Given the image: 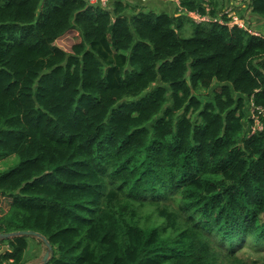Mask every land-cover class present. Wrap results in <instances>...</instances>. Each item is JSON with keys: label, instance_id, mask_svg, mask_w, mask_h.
Returning <instances> with one entry per match:
<instances>
[{"label": "trees", "instance_id": "obj_1", "mask_svg": "<svg viewBox=\"0 0 264 264\" xmlns=\"http://www.w3.org/2000/svg\"><path fill=\"white\" fill-rule=\"evenodd\" d=\"M150 1L0 0V160L20 159L0 172V234L40 233L45 264H264V131L245 126L264 31ZM245 7L264 21V0ZM32 240L44 256L37 235L0 238V264L29 263Z\"/></svg>", "mask_w": 264, "mask_h": 264}, {"label": "rangeland", "instance_id": "obj_2", "mask_svg": "<svg viewBox=\"0 0 264 264\" xmlns=\"http://www.w3.org/2000/svg\"><path fill=\"white\" fill-rule=\"evenodd\" d=\"M146 1H142V2L146 3ZM229 2H232L231 5L228 3L227 4L230 6H233L235 11L239 8L246 9V7H245L246 0H229ZM173 3L176 6L175 2H173ZM175 6L173 7L172 14H176V12H177V8ZM156 9H159V8H156ZM236 12H238V10ZM245 12L247 13L248 9H246ZM246 13H244V16L247 15ZM246 22L247 23L252 22L251 24L248 25V27L251 26L252 28L259 29L262 32L264 31V21L263 20L255 21L252 17L246 16ZM182 35H184L186 37L191 35V26L189 24L185 25V29L182 31ZM75 40H76V31L70 30L67 34L61 36L56 41V43H57V45L61 46L62 48L70 51ZM19 161H20V159L16 155H10V156L6 157L5 159L0 160V172L15 166L17 163H19ZM31 243H32L33 247L27 255V258L29 260V263H27V264H39V263H41L42 258H43V256L41 257V255H40L41 252H43V249H41L42 245L38 241L33 242V240L31 241ZM5 247L7 248L8 245H4L2 247V249ZM237 253L240 254L241 256H245V257L249 258V260L251 261L254 257H257L258 253H261V252L256 251V250L252 249L251 247L249 248L247 246H243L242 248L238 249ZM44 254H45V252L43 253V255ZM35 256H37V257L40 256L41 260L37 261V257H35Z\"/></svg>", "mask_w": 264, "mask_h": 264}, {"label": "built area", "instance_id": "obj_3", "mask_svg": "<svg viewBox=\"0 0 264 264\" xmlns=\"http://www.w3.org/2000/svg\"><path fill=\"white\" fill-rule=\"evenodd\" d=\"M146 1V0H141ZM175 2L179 11H183V13H187L195 22L200 23L203 21H218L224 22L221 15L226 14L230 19L226 21L229 25H237L241 28H244L250 33L260 35V32H256L252 28L248 27L249 23L246 22V19L239 18L234 12L230 9H226L223 13L220 14L219 17H211L208 14H201L198 10H187L183 7L181 0H170ZM91 3H99L104 7L108 6L109 0H89ZM246 129L249 130V134H253L255 132L264 131V107L261 105H256L253 101L249 106V115L248 119L245 123Z\"/></svg>", "mask_w": 264, "mask_h": 264}, {"label": "water", "instance_id": "obj_4", "mask_svg": "<svg viewBox=\"0 0 264 264\" xmlns=\"http://www.w3.org/2000/svg\"><path fill=\"white\" fill-rule=\"evenodd\" d=\"M21 234H33V235H37L39 237H41L44 242L46 243V245L48 246V249L46 250L41 263L39 264H45L50 257L51 254V250H52V246L51 244L48 242V240L46 239V237L42 236L40 233L32 231V230H26V231H19V232H13V233H3L0 234V238H7V237H11V236H15V235H21Z\"/></svg>", "mask_w": 264, "mask_h": 264}, {"label": "clouds", "instance_id": "obj_5", "mask_svg": "<svg viewBox=\"0 0 264 264\" xmlns=\"http://www.w3.org/2000/svg\"><path fill=\"white\" fill-rule=\"evenodd\" d=\"M147 1H148V0H147ZM168 1H170V0H168ZM170 2L173 3V1H170ZM181 3H182V0H181ZM231 3H232V2H228V4H230V5H231ZM228 4H227L226 8L224 9V11H225L226 9H230V10H231L232 12H234L239 18H242V19H246V16H250V17H252L255 21H260V20H262L258 15L252 13L250 9H248V12H249V13H246V12H245L246 10H244V13L247 14L246 16H240V15L234 10L233 6H230V5H228ZM175 7L177 8V12H176V14H177V13H183V11H179V9H178L177 6H175ZM224 11H222L221 13H223ZM221 13H220V14H221ZM183 14H187V13H183ZM188 16H189V15H188ZM248 23L251 24L252 22H248ZM249 27L252 28L251 26H249ZM240 28H241V27H240ZM243 29H244V28H243ZM252 29L255 30L256 32H260V35H257V36H261V35H263L261 30L256 29V28H252ZM252 34H253V33H252ZM254 35H256V34H254Z\"/></svg>", "mask_w": 264, "mask_h": 264}, {"label": "crops", "instance_id": "obj_6", "mask_svg": "<svg viewBox=\"0 0 264 264\" xmlns=\"http://www.w3.org/2000/svg\"><path fill=\"white\" fill-rule=\"evenodd\" d=\"M147 5L150 6V8H159V10L167 11L169 13L173 12L172 10H173V7L175 6L174 3H171L170 1H167V0H152ZM180 14H183V13H177L176 15H180Z\"/></svg>", "mask_w": 264, "mask_h": 264}]
</instances>
